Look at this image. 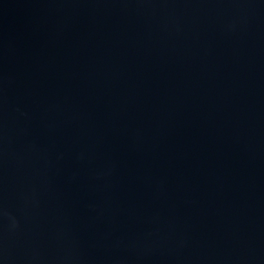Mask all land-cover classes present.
<instances>
[{
    "label": "water",
    "instance_id": "1",
    "mask_svg": "<svg viewBox=\"0 0 264 264\" xmlns=\"http://www.w3.org/2000/svg\"><path fill=\"white\" fill-rule=\"evenodd\" d=\"M0 264H264V0H0Z\"/></svg>",
    "mask_w": 264,
    "mask_h": 264
}]
</instances>
